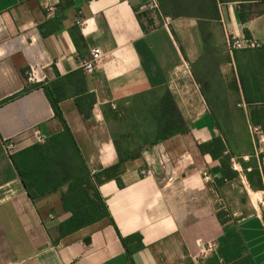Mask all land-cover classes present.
I'll list each match as a JSON object with an SVG mask.
<instances>
[{"label":"crops","instance_id":"obj_1","mask_svg":"<svg viewBox=\"0 0 264 264\" xmlns=\"http://www.w3.org/2000/svg\"><path fill=\"white\" fill-rule=\"evenodd\" d=\"M230 33L262 45L230 51ZM93 47L105 56L88 72ZM148 93H167L187 131L137 133L121 160L109 113ZM254 124L264 132V0H0V264H264ZM66 128L91 173L119 163L123 185L99 183L109 216L61 235L67 185L32 200L12 155Z\"/></svg>","mask_w":264,"mask_h":264},{"label":"trees","instance_id":"obj_2","mask_svg":"<svg viewBox=\"0 0 264 264\" xmlns=\"http://www.w3.org/2000/svg\"><path fill=\"white\" fill-rule=\"evenodd\" d=\"M242 20H245L243 14ZM250 37L249 34H247ZM27 90V89H26ZM46 94L51 102L55 114L65 122L60 108L62 95H58L55 90L46 88ZM246 100L252 102L246 94ZM80 110L85 112L83 106L79 104ZM150 113L154 114L158 131L157 140L164 139L169 135L185 132L187 127L176 108L172 98L165 93L160 102L151 108ZM254 126H257L254 124ZM67 132L69 129H67ZM215 142L220 143L217 139ZM264 155V154H263ZM137 155L127 154L120 156L121 160L137 157ZM26 189L32 198L36 200L42 196L50 194L67 185V190L61 195L64 210L71 212V216L60 224L61 235L72 233L82 227L90 225L100 219L109 216L106 202L99 193L97 185L104 179L115 176L119 184L123 182L119 174L121 173L119 163L115 166L93 175L89 170L82 153L74 139L73 134H56L51 136L43 144L32 145L18 153L12 155ZM232 165V156L226 155L222 160V167ZM236 171L228 174L224 173V178L237 176ZM131 237L123 238V243Z\"/></svg>","mask_w":264,"mask_h":264},{"label":"rangeland","instance_id":"obj_3","mask_svg":"<svg viewBox=\"0 0 264 264\" xmlns=\"http://www.w3.org/2000/svg\"><path fill=\"white\" fill-rule=\"evenodd\" d=\"M160 98L158 93H148L130 102H123L116 109L111 110L109 117L116 135L118 138L122 137L118 140L124 147V151L133 156L137 155L141 147L138 143L144 141V138L137 137V133L153 134L152 129L157 126V122L150 110Z\"/></svg>","mask_w":264,"mask_h":264},{"label":"built area","instance_id":"obj_4","mask_svg":"<svg viewBox=\"0 0 264 264\" xmlns=\"http://www.w3.org/2000/svg\"><path fill=\"white\" fill-rule=\"evenodd\" d=\"M261 42L257 40L254 37H248V36H237L234 33H230L228 35V47L230 51H233L235 49H251L261 46ZM105 56V52L100 47H93L90 51V57L87 60L82 61V68L85 69L88 72H92L98 64L102 61V59ZM29 78H32L31 72H27ZM251 133L253 134V141L260 142L264 140L263 131L260 127L257 126H251L250 127ZM13 147L12 144H8L7 148L11 149ZM260 168L262 172L264 173V157L261 160ZM149 173V172H148ZM213 243L208 242L206 251H209L213 249Z\"/></svg>","mask_w":264,"mask_h":264}]
</instances>
